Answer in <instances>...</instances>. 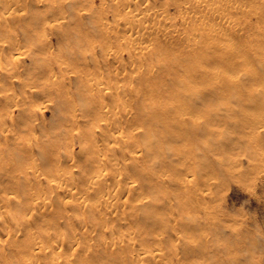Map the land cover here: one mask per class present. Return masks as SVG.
<instances>
[{
	"label": "rangeland",
	"instance_id": "obj_1",
	"mask_svg": "<svg viewBox=\"0 0 264 264\" xmlns=\"http://www.w3.org/2000/svg\"><path fill=\"white\" fill-rule=\"evenodd\" d=\"M41 1L18 0L15 5H6V3L5 6L0 5V17L6 8L11 7L12 10L15 8L19 10L17 15L11 16L14 19L8 17L5 24L4 22L0 23V37L7 36L6 38L1 37L7 43V40L11 41L8 36H18L21 41L17 47L25 42V47L20 46L18 51L21 53L29 51L30 53V56L21 55L23 56L21 62L19 61L21 68L17 66L18 69L15 67L12 72L16 75L20 70L19 76L14 75L15 78L28 79L29 77V80L32 78L31 83H33L42 75L41 71L48 64H53L56 71L58 68L54 62L60 58L77 74L91 72V76H88L91 78L94 77V74L103 73L106 77L111 73L109 79L114 82L116 78L115 85H125L127 90L133 86L140 87L141 83L137 82L139 79L132 82L130 80L132 73L134 71L137 73L139 67L138 64L131 62L130 51L132 50V53L137 56L140 54L137 52L140 49L129 48L122 39L124 36L121 34H123L122 32L125 34V31L124 28L123 31L120 29L122 26L120 23L124 17L122 14L128 8L121 4V0H115L116 4H119L118 8H113L114 0H55V3L53 0ZM19 2L20 5L23 3V8L19 6ZM48 3L49 7H47ZM151 3L155 7H162V5L165 7V0H151ZM57 5L60 6L57 8ZM168 8L170 14H174L175 17L179 15L174 6ZM122 9H126L124 13H121ZM2 10L3 12H1ZM119 10L121 14L118 13ZM257 11L263 12L264 6L259 7ZM114 17H117L115 21ZM117 19L119 24H115L118 22ZM150 20L152 21L149 23L152 24L153 21L154 24L156 23L155 19L150 18ZM250 21L252 29H250L249 36H232L231 38L227 36L226 40H218V43L231 41L229 44H234L239 48L238 55H231L230 50L224 48L221 51H216L215 56L202 60L199 58L202 48H198V54L189 52L187 41L181 37L168 38L161 34L147 36L148 42L145 45L149 47L146 48L147 50H151L157 58L159 54L165 55L171 62L175 61L183 68L182 70H169L168 67L162 66L150 72L153 82L160 87L157 90L155 101L165 110H167L166 105L168 104V112L172 114L164 121L165 125H163L164 122H160L162 125L159 124V126L146 125L147 122L156 119L155 111H151L145 116V129L134 131L138 134L136 138L142 144L138 148L142 151V156L136 164L138 169H134L132 164H128L129 167L126 166L125 175L128 176L129 181H136L141 187L137 191L131 190L130 192L117 187L121 192L119 196L121 201L118 198L119 205L121 203L123 205L120 206L117 213L107 214L108 216L102 208L99 211L93 207H86L83 212V209L77 207L73 202L65 205L59 196L61 194H58L48 180L44 179L45 176H50L48 172L55 162L60 161L61 168L65 171L82 170L86 173L89 171L88 174L91 173L88 164L91 152L82 150L85 149L82 147L83 140L76 136L77 131L85 129V126L83 125V127L81 124L80 127L83 128H73L76 138L74 137L73 141L75 142L70 145L68 153L72 152L76 158L70 160L67 157V149L64 147L68 133L64 122V113L69 107L66 103L70 101L69 97L65 98L66 101H62V98L59 99L60 95H54L55 93L51 97L45 96L48 91L44 88V84L40 86L41 88L34 87L36 90L33 89V92L31 87L25 90L23 87L21 90L22 85L18 82L15 84L14 77L13 82L11 77H6L11 75L3 69L7 67L6 64L13 56L11 52L9 53L8 47L1 49L0 54L9 58L8 60L4 59L5 62L7 61L6 63H3V60L0 64V99L3 98L6 101L5 94L11 96L15 92V102L19 106L10 107L14 108L11 110L7 107L8 102H6L8 103L6 107V103L2 104L3 100L0 103V117L2 120L7 117L6 120H8H5V123L1 121L5 128L1 127L2 124L0 127L9 131L8 137H5L0 129V147L4 150V158L0 157V195H10L7 196L9 199L0 203V218L8 220L5 224L0 222V241L4 245V247H2L3 245L0 247V264H24L23 260L28 257L30 251L35 250L34 247L26 245L27 239L31 235L47 239L50 235L62 236L61 234L64 239L74 235L75 238L86 240L91 236L92 240H90L91 238L89 240L93 245L99 243V245H95L97 246L95 247L96 251L104 250L108 254L104 259L105 264H129L132 261L131 256L138 252L140 247L138 248L136 245L134 249L130 250L126 247L127 243L114 250L111 249L112 247L105 249L104 245H108L105 242H111L109 240L112 239L116 241L120 237L124 239L131 237L136 241V244L144 245L143 243H145L151 248L164 250L163 256L159 260H154L149 254H145L144 264H264V36L258 35L260 30L264 29V20H258L257 17L252 16ZM180 22L178 20L174 27L181 28ZM106 23L109 24V28ZM169 23L167 22V24ZM117 25H120L119 28H116ZM257 25L260 26L257 27ZM104 26L108 30L110 29V33L105 31L108 32L107 35H105L104 30L107 29H104ZM44 33H47L45 36H49V40L47 46L43 45L42 47L41 45L40 47L41 41L38 38ZM131 33L137 34L135 30ZM116 34L121 38L119 37L120 39L117 40ZM26 39H32L28 40L30 44ZM243 40H247L250 46L248 44L241 45ZM157 41L164 46L158 47L160 44L155 43ZM252 47L257 50L252 51ZM115 50L120 53L118 59H113L112 53ZM47 51L48 54H46ZM50 54L55 57L52 58ZM57 55L61 57H57ZM157 58L156 60L151 58L149 65H156ZM243 58L244 61H242ZM142 61L146 65L142 66L143 68L141 67L140 70L145 74L149 67L148 60L143 57ZM197 63L205 66L212 75L197 71ZM121 70L122 72L119 73ZM189 74L193 75L190 79L187 78ZM4 80H6V85ZM9 80L14 84L15 89ZM29 80H27L28 84ZM41 81L43 79L37 81L39 85H41ZM66 83L67 88L74 91L72 93L78 98L80 106L86 92L80 88L81 82L78 77L72 74ZM8 88L11 90L10 92ZM24 91L27 92V96ZM43 96L47 99H54V102L48 101ZM21 97L22 101H20ZM41 101L42 103L46 101L45 107ZM28 102H32V104L30 105ZM111 102L109 99L108 104ZM36 104H42V110L36 109ZM114 105L117 106V103ZM114 105L110 104V106ZM128 107H136V104H128ZM89 108L91 107L89 106ZM24 109H27V112ZM178 110L184 112L182 111L181 114V111ZM33 112L37 113L35 115L37 120L33 116ZM2 113L5 115L3 116ZM81 113L82 120L90 118L87 108H83ZM11 115L16 117L13 118V123ZM32 120L37 121L34 126L32 125L34 122L30 123ZM261 121L262 124L259 126ZM9 123L14 126L11 124L12 127ZM27 123L31 124L33 130L36 129L34 134L38 136V142L34 143L30 149L23 148L18 152L15 150L17 148L15 137L22 135V130ZM16 130L22 133H17ZM34 134L33 137H35ZM71 135H73V131L70 128ZM52 141L54 144H58V152L52 149L45 156L43 149L53 144ZM131 149L133 148L131 147ZM79 152L82 154H78ZM26 160H34L39 164V172L42 173L43 181L26 182L24 173L29 175L28 177H32L20 166ZM122 161L119 166L127 165L124 161L122 164ZM16 168L18 171L15 170ZM84 175L81 176L82 178L77 176L79 183L81 179L83 182L77 183L76 187H79V191H82L84 196L87 195L93 202L96 200L95 197H99L101 193L85 191L86 189L82 186ZM120 178L117 176L115 180H110L117 182ZM128 179L125 180L128 181ZM190 179L193 182L186 183ZM111 181V185L108 184L109 181L106 184L113 188L116 184L113 185ZM41 194H44L42 196L50 201V208L44 209L43 212L41 209L40 212L45 215H40L38 209H34L35 212L33 210L31 213L32 206L38 201L36 196H41ZM60 201L61 205L63 204L62 207ZM24 202L26 204H23ZM15 203L19 204V207ZM23 205L25 206L23 207ZM73 207L79 208V212ZM68 215L69 217L74 215L72 221ZM75 215H83L87 221L89 219L96 220L106 215L107 225L99 226L100 229H97L100 230L99 235L97 231H93L94 228L92 231L86 229L87 227L81 220L83 218L78 216L79 222L75 219ZM188 215H195V218L188 219ZM93 216L94 218H92ZM27 218L28 221L24 223ZM108 219H111L110 223ZM51 220L55 224L47 225V222ZM103 230L107 232L105 236V233L101 232ZM112 231L114 236L110 233ZM66 245L63 246L48 239L46 243V246L50 248L61 250L63 252L62 259L71 260L73 264L75 260L78 264L81 260L82 264L85 256L93 255L90 253L92 250L86 255L87 251L84 253L79 249L78 251H81L82 254L72 248L70 244ZM121 253L125 261L119 259ZM52 259L49 255L38 260L50 262Z\"/></svg>",
	"mask_w": 264,
	"mask_h": 264
},
{
	"label": "bare ground",
	"instance_id": "obj_2",
	"mask_svg": "<svg viewBox=\"0 0 264 264\" xmlns=\"http://www.w3.org/2000/svg\"><path fill=\"white\" fill-rule=\"evenodd\" d=\"M17 1L18 0H0V5L5 6V3H6V5H8V4L9 5H11V4L15 5V4H17L16 3ZM54 1L55 0H53V2ZM20 2H19V6L22 7L23 3H22V5H20ZM39 2H42V1L39 0ZM43 2H45V1H43ZM120 2L124 7L126 6L128 8V10L125 13H124V11L126 9H124V10L122 9L123 10L122 12L119 10V12H118V13H120V12L124 13V14H122V16H124V17H122V22L120 23V25H122L120 27V29L122 30L124 28V31H125V34H124V32H122L123 34H121L122 36H124V38H122V39H124L125 43H127V46L129 48L133 47V49L139 48L141 50V51L140 50L137 51V52H140V54H137V56L134 53H132V50L130 51L131 62L139 65L137 73H136V71H134L132 73L133 74L132 76L130 74V76H131L130 80L132 82L134 80L139 79L137 82L141 83L140 87H134L133 86L132 88L127 90L128 88L125 87V85H120V84L115 85L114 82L116 81L115 80L116 78L113 76V78H115L114 82H112V80L109 79L110 78L109 75H111V73H109V75H108L109 77L108 76L105 77L103 75V73H100L97 75L94 74L93 75L94 77H91V78L88 77V76H91V72L77 74V72H75L73 69L69 68L66 65L65 61L62 62L63 60H60V58H59V60L57 59L56 62H54L57 64L56 66L58 68L56 71H55L53 64L50 63L47 65V67H45L46 66V64H45L44 65L45 69H43V71H41L42 75L40 77H38V79L36 78L37 80H34L33 83H31L32 78L29 80V77H28V79H23L24 77H22V76H21L22 78H20V77L15 78L16 75L19 76L20 70L18 71V73L16 75L14 73L12 74V72H14L15 67H16V69H18L17 66L21 68V66L19 64V61L22 60L21 57H23L25 54L29 55L30 53L28 50H27L28 52H23V53L18 51V48L20 46L22 48H23V46L25 47V42L21 43L23 46L20 45L19 47H17V45H19V43L21 41L18 36H8L9 39L11 38L10 39L11 41L8 42V40H7V43L3 39V38H6L7 36H1L3 38L0 37V50L4 49L5 47H8V49L10 50L9 53L11 52V54L13 56L10 58V61L6 64L7 67H4V69H3L4 71H6L8 74L11 75V76H6V77H8V78L11 77V81H12V79L15 78L16 79L15 84L18 82L22 85L20 87L21 90H23V87H24V90L31 87V90L33 92V89H35L34 87H40V86H43V84H44V88H46L48 91V94L46 95V93H45V96L51 97L52 94L55 93L54 95H58V96L60 95L59 99L61 100V98H62V101H66L65 98L69 97L70 101L66 102L69 107L66 108V113H64V122L66 123V127L68 128L67 139H66V141L67 140L68 141L67 142L65 141V143H64V147H66L65 149H67V153H68V150H70V148H71L70 145H73V142H75V141H73V139L75 137V133H74L73 128L80 127L81 124H82V126L83 125L85 126V129L80 130V132L77 131L76 136H79L83 140L82 147H84L85 149H82V150H88L91 152V155L88 157V162H89L88 164L90 165L91 173L88 174L89 171H88V173H86V171L84 172L82 170H81L82 172L80 170H78V171H76V170L65 171L61 168L62 164H60L61 163V161H60V162H55L53 167L48 172V174L50 176L49 177L45 176L44 179H47L49 184L51 185V187L53 189H55L58 192V194H61L59 196H61V201H63V203H65V205L69 202H73L74 204L77 205V207L82 208L83 212H84L86 207L87 208L93 207V208L98 209V210L100 208H102V209H104V212L106 213V215L107 214L113 215L114 213H117L120 206L123 205L122 203L119 205V200H120L119 196L121 195V192L118 191L117 187L123 188V190H125L126 192H130L131 190L137 191L140 189L139 187H141V186H139L140 184H138L136 181H129L128 176L125 175L126 166L129 167L128 164H132V167L134 169H138V166L136 164L139 161V159H141V156H142L141 155L142 151H140V149H138L140 147V145H142V144L136 138V137H138V134L135 133L134 131L137 129L140 130L141 128H142V130L145 129V123H146L145 122V116H147L149 114V112H151V111H155L156 119H155V121L147 122L146 125H157V126H159L160 122L163 123L172 114L171 112H168V107H169L168 104L166 105L167 110H165V109L161 108V106L155 101L156 94L158 93L157 90L160 89V87H158L153 82L152 75H151L152 73H150V72L154 71L155 69L162 67V66L168 67L169 70H182V68H183L182 65H179L175 61L171 62L169 57H165V55L159 54L158 58H157V56H155V54L151 50H147L146 48H149V47L145 46L146 42H148L147 36H159L161 34V35L166 36L168 38L175 37V36L181 37L187 41L188 47H189V50H188L189 52H191L193 54H198V51H197L198 48L199 47L202 48V51L200 52L201 56L199 58L203 60V59H207L211 56H215L216 51H221L224 48L229 49L231 52V55H238L239 48H237V46H235L234 44H229L231 41L229 43L228 42L218 43V40H220V39L226 40L227 36H230V38L232 36H249L251 34L250 29H252V22L250 21V18L252 16H255L258 18V20H262V19L264 20V11L263 12L257 11V9L259 7L264 6V0H165V3H164L165 7H163V5H162V7H159V6L155 7L152 5L151 0H121ZM59 4L61 5V3H59ZM114 4H116V1L114 2ZM114 4H112L113 8L114 7L118 8L119 4L118 5L116 4L115 6H114ZM43 5L46 6L45 4H43ZM60 5H57V8ZM38 6H39V4H38ZM170 6H174L177 9L176 11L179 14L177 17H175L174 14H170V11L168 8ZM47 7H49V3L47 4ZM22 8H21V10H22ZM120 9H121V7H120ZM18 11L19 10H17V8L12 10L11 7L6 8V10L4 12L2 10L1 12H3V13H1L2 16L0 17V23L4 22V24H5V21H7L9 19L8 17L17 15L19 13ZM57 12H59V11H57ZM51 13H52V11H51ZM107 13H106V15H107ZM11 18H13V17H11ZM116 18L117 17H114V21L116 20ZM118 18H121V17H118ZM150 18L151 19L153 18V20L155 19L156 23L154 24V21L152 24L149 23V21L150 22L152 21V20H150ZM176 20L181 21L180 22V24L182 25L181 28L174 27L175 23L177 22ZM117 21L118 22H116V23L113 22V23L119 24L118 19H117ZM167 22H170V23L167 24ZM113 23H112V25H113ZM1 24H0V26H1ZM106 25L108 27L109 24L106 23ZM112 25H111V27H112ZM105 26L103 28L107 29V27L105 28ZM119 26L117 25L116 28H119ZM259 26L260 25H257V27H259ZM109 30L108 29L104 30V32L109 31ZM134 30L137 33L136 35L131 33ZM116 32H117V30H116ZM107 33L108 32H105V35H107ZM109 33H110V31H109ZM45 35H47V33L46 34L44 33L43 36H41V37L39 36V38H38L41 41L40 43L37 42V43H39L40 47H41V45H42V47H43V45L47 46L49 36H45ZM258 35L264 36V29L260 30ZM119 37L120 36L117 35L115 38L118 40L121 38V37L120 38ZM109 38H111V37H109ZM230 38H228V40H230ZM32 39H28V40L31 41ZM36 39H37V36H36ZM155 43L160 44V46H158V47L164 46V45H161L162 43H159L158 41ZM29 44H30V42H29ZM240 44L241 45H246V44L249 45V42L247 40H243ZM49 45H51V44H49ZM37 48H36V50H37ZM45 49L47 50V48H45ZM251 50L256 51L257 48L252 47ZM50 53H52V52H50ZM46 54H48V51ZM21 55H23V56H21ZM50 55H49V57H50ZM3 56L0 54V64L2 63V61L5 58H7L5 55H3ZM112 56H113V59L114 58L118 59L120 56V53L118 52V50L117 51L115 50L112 53ZM142 56L148 60L147 65H149L151 58L154 60H156V58L158 59L155 62L156 65H149L148 70L146 71L147 73H145V74H143L140 70V68L142 66L145 67L144 65H146V63H144L142 61V58H143ZM54 57L52 56V58H54ZM57 57H61V56L57 55ZM8 58H7V60H8ZM244 60L245 59L243 58L242 61H244ZM113 61L116 62V60H113ZM6 62L4 60L3 63H6ZM4 66H5V64H4ZM5 68H6V70H5ZM192 68L194 70H196L194 68V66H192ZM197 69H198L197 71H199L202 74L212 75V73L209 70H207V68L205 66H203L201 63H197ZM121 72H122V70L119 73H121ZM72 74H75V76L78 77L79 81L81 82L80 88H83V91L86 92L84 94V97H83L84 100L80 106L78 103V98L76 97V95L74 96V94L72 93L74 91L70 88L69 89L67 88L66 81L68 79H70V76H72ZM20 75H21V73H20ZM191 76H193V75L189 74L187 76V78L190 79ZM85 77H87L88 79ZM41 79H43V81H41L40 82L41 85H39V83L37 81H39ZM27 80H29V82H30L29 84H28ZM9 81H8V84H9ZM11 81H10V84H13L12 83L13 81L12 82ZM4 83H5V85L7 84L6 80H4ZM20 84H17V85L20 86ZM7 86H9V85H7ZM13 86H14V84H13ZM77 88H79V87H77ZM14 89H15V86H14ZM8 91L10 92L11 90L8 88ZM20 91H18V92H20ZM24 92L26 95L27 92L26 91H24ZM63 94H64V97H62ZM18 95H19V93H18ZM42 95H43V93H42ZM15 96H16L15 92L11 96L9 94H5L6 101H4L2 98L3 101L0 99V103H1V101L3 102L2 104H5L6 102H8L9 104L6 103L5 107L8 104L7 107L9 109H11L10 107H18L19 105L15 102V100H16ZM22 97H23V95H22ZM22 97H21L20 101H22ZM29 97H30V94H29ZM43 98H46V97L43 96ZM109 99L112 102L108 104ZM47 100L50 102H54V99H47ZM45 102L43 101L44 107H45ZM41 103H42V101H41ZM115 103H117V106L114 105ZM134 103L136 104V107H128V104H134ZM28 104L31 105L32 102H30V103L28 102ZM37 104H36V109L42 110V108H41V107H43L42 104L41 105H37ZM110 104L114 105V106H110ZM120 105H122V108H120ZM33 106H35V105H33ZM89 106L91 108H89ZM2 107L3 106H1V108ZM27 107L30 108L29 106H27ZM46 107H49V106H46ZM83 108H87L89 116H90L89 119H86V120L83 119L82 120L80 118V117H82L81 111ZM12 109H14V108H12ZM27 109H24V110L27 112ZM3 110H5V109H3ZM0 111H1V109H0ZM20 111H22V110H20ZM180 111L182 114L183 110H180ZM33 113H34L33 116L37 120V118H36L37 116H35L37 113L36 114H35V112H33ZM177 114H178V112H177ZM4 115L5 114H3V116ZM175 117H177V116H175ZM6 118H5V120H6ZM13 118H16V117L12 116V119H11L12 123L14 121ZM3 119H4V117H3ZM5 120H2L0 117V122L1 121L4 122ZM30 120H31V118H30ZM34 120H32L30 122V123L34 122V123H32L33 126L35 125V122H37ZM6 121H8V120H6ZM26 121H28V120H26ZM162 123L160 125H162ZM1 124H2V122L0 123V125ZM3 124L1 127L5 128V126H3ZM261 124H262V121L260 122L259 126ZM12 125L14 126V124H12ZM163 125H165V122ZM1 127H0V129L2 130L3 135L5 137H8L9 131L5 130L4 128H1ZM22 127H24V126H22ZM81 127H80V129H81ZM70 128L73 131V135H71V136H70ZM33 129L31 127V124L27 123V125L22 130L23 133L21 131L17 132V130H16L17 133H19V132L22 133V135H20V137H15L16 138L15 143H16V147H17L15 149L16 151H18V150L22 151L23 148L30 149L34 143L36 144V142H38L37 141L38 136H35V134H34V131L36 129L35 130H33ZM16 132H15V134H16ZM33 134L35 137H33ZM13 138H14V136H13ZM45 138H47V137L45 136ZM43 144H44V141H43ZM57 146H58V144H54V142H53V144H50V146H46V148H44V149L42 148L44 150L43 153H45L44 155L47 156L49 154V151L52 149H53V151L58 152L59 148ZM131 147L133 149H131ZM103 149H105V150L100 151ZM6 152H8V151H6ZM80 153L81 152H79L78 154H80ZM0 157L4 158V150L2 147H0ZM67 157L70 160H74V158H76V155L75 154L73 155V153L70 152V153H68ZM122 160L127 165H125V166L122 165L123 167L119 166L120 162ZM123 161H122V164H123ZM23 162H22V165H20L22 170H24L26 173L32 175V177H28L29 175L24 173V175L26 177V182H28V181L31 182L34 180H35V182L36 181L37 182L43 181L42 173L39 172L40 166L36 161H34V160H28L27 161L26 160L24 163ZM12 165H14V164H12ZM3 167H5V166H3ZM17 168L15 169L16 171H18ZM5 169L7 170V168H5ZM3 170H4V168H3ZM128 170H129V168H128ZM84 173H85V175H84ZM83 175H84L85 179H84V184H82V186L86 189L85 191L97 193V194L101 193L100 196L97 197L98 200L95 197V199L97 201L96 200L93 202L90 201V199L87 197V195L84 196L82 191H79V187L78 188L76 187L77 183L80 184L83 182V180L81 179L82 178L81 176H83ZM77 176L81 177V178H79V179H81L80 183L77 180ZM117 176L121 177L119 180H117V182L116 181L112 182L110 180V179L115 180V178ZM125 176H127V177H125ZM49 178H51V179H49ZM126 178L128 179V181L125 180ZM22 179H23V177H22ZM107 181H109L108 184H110V181H111L113 183V185L115 183L116 186L113 188L112 187L110 188L108 186V184H106ZM35 182H33V183H35ZM44 182H45V180H44ZM192 182H193V180L190 179L189 181L187 180L186 183H192ZM14 183H16V182H14ZM43 193H45V192H43ZM42 195H44V194H41V196L40 195L36 196V199L38 201L36 203H34V206H32L31 213H33L34 209H38L39 210L38 212H40L42 209V212H43V210L48 208L49 205L51 204L50 201H48L46 198H44L45 196L43 197ZM7 196H10V195L8 194ZM7 196L0 195V203L3 201L5 202L8 198ZM118 198H119V200H118ZM18 201H20V200H18ZM61 201H60V205L62 203ZM23 204H26V203L24 202ZM16 205H18V207H19V204H16ZM62 205H61V207H62ZM24 206L25 205H23V207ZM77 207H75V208L73 207V208L76 209ZM78 209H76L77 212H79ZM99 211H101V210H99ZM28 212H30V211H28ZM34 212H35V210H34ZM91 212H92V210H91ZM104 212H101V213H104ZM41 214H44V213L40 212V215ZM74 214H76V213H74ZM92 214H93V212H92ZM69 215H68V217H69ZM100 215L103 216V214H100ZM106 215L104 217H101V218L96 219V220H92V219L90 220L88 218L89 221H87V219L84 218L83 215H77V216L75 215L76 216L75 219H77V221H79L77 217L81 216L83 218L81 220L84 223V226L87 227L86 229H91L90 231H92V228H94L93 231L94 232L97 231L99 233L100 230L99 231L97 230L99 228V226H103L104 224L107 223V216L108 215L107 216ZM66 216H67V213H66ZM194 216L195 215H188L187 218L188 219H194L195 218ZM72 217L70 218L71 221L74 218V217L73 218ZM92 218H94V216ZM67 220H69V219H67ZM70 220H69V222H70ZM110 220H109V223H110ZM7 221L8 220L5 218H0V222H2L3 224H5ZM27 221H28V218L24 220V223H26ZM74 222H76V221H74ZM51 224H55L53 222V220L47 222V225H51ZM65 224H67V223H65ZM79 226H80V223H79ZM81 227L82 226H80V228ZM103 228L106 230L105 227H103ZM86 229L84 228L85 231H86ZM108 229H109V227H108ZM113 230L115 231V229H113ZM101 232L103 234L105 233L104 236L107 233L104 230ZM110 233L112 236H114L113 231ZM92 234H94V233H92ZM53 235H55V234H53ZM61 235L63 236V234H61ZM99 235H100V233H99ZM62 236L50 235L47 239L51 242H55V243L61 244L63 246L68 243L76 251H78L79 249H81L84 253L87 251L86 255L88 254L89 251L92 250L90 252V253H93L92 256L89 254V256L88 255H87V257L85 256L84 259L80 257L84 261L82 264H105L104 259H106L105 257H107L108 254L104 250L101 252L96 251L95 247H97V246H95V245L96 244L99 245V243L97 242L95 244L94 243L95 241H94L93 243L95 245H93L92 242L90 241V240H92L91 236H90L91 239L88 238V236H87L88 239H86V240L84 238H83V240H81L82 238L81 239L75 238L74 235L73 236L70 235L71 237H68L67 239L66 238L64 239L63 238L64 236L63 237ZM95 236L98 237L97 235H95ZM65 237H67V236L65 235ZM99 238H100V236H99ZM103 238L105 239V237H103ZM47 239H43L42 237L40 238L39 236H32V235L28 237L26 245H28L30 247H34L35 250L30 251L28 257L23 260L24 264H73L71 260L62 259L63 252L61 250L57 251V250H55V248H50V247L46 246ZM109 241H111V242H105L104 241L106 244H108V245H104V247L106 246L105 249L112 247L111 249L114 250L116 247H119V246L123 247V245L126 243H127L126 247L130 250L134 249L136 245L138 246V248L140 247L139 250L136 248L138 250V252L131 256L132 261L129 264H144L145 263V254H149L151 256V258L154 260H159L163 256V251H164L163 249L151 248L149 245H147L145 243H143L144 245L136 244V241L133 240V238H131V237H129L128 239H124V238L120 237L116 241L115 240L113 241V239L109 240ZM2 243L3 242L0 241V247H1V245H3ZM119 244H122V245H119ZM70 246L68 247L69 249L71 248ZM2 247H4V245ZM128 249H126V250H128ZM78 252H81V251H78ZM81 253H79V254H81ZM76 254L78 256V253H76ZM49 255L53 258L52 261H50V262H46V261L40 262L38 260L41 257H48ZM123 255H124V253H123ZM77 256H76V258H77ZM91 258H93V259H91ZM119 259H124L122 256V253H121V256L119 257ZM129 259H130V256H129ZM36 260H38V261L36 262ZM124 261H125V259H124ZM79 262H80L79 264H81V260H79ZM121 262H122V260H121ZM74 264H78L76 260H75Z\"/></svg>",
	"mask_w": 264,
	"mask_h": 264
}]
</instances>
